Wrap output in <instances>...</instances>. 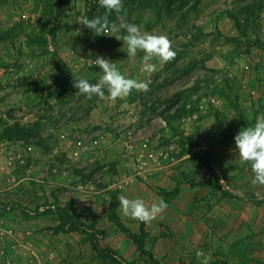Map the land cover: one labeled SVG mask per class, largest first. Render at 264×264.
Listing matches in <instances>:
<instances>
[{
    "label": "rangeland",
    "instance_id": "1",
    "mask_svg": "<svg viewBox=\"0 0 264 264\" xmlns=\"http://www.w3.org/2000/svg\"><path fill=\"white\" fill-rule=\"evenodd\" d=\"M115 13L166 35L175 59L141 73L143 52L78 23L105 14L98 0H0V264H200L198 250L264 264V186L234 141L250 121L240 64L264 55V0H122ZM97 57L150 90L76 96L74 80L103 75ZM175 188L150 225L118 205L136 243L108 217L113 194L150 206Z\"/></svg>",
    "mask_w": 264,
    "mask_h": 264
},
{
    "label": "clouds",
    "instance_id": "2",
    "mask_svg": "<svg viewBox=\"0 0 264 264\" xmlns=\"http://www.w3.org/2000/svg\"><path fill=\"white\" fill-rule=\"evenodd\" d=\"M99 5L105 9L103 16H96L92 19L81 17L78 23L91 29L96 36L111 35L123 42L126 46L127 57H135L138 52H143L141 62V73H153L157 70L158 64H166L175 59L176 52L172 48V42L166 35H155L142 32L140 28L130 23H110L109 14L119 13L122 9V0H98ZM122 30L124 35H118ZM117 34V35H114ZM122 48V49H123ZM155 61V62H153ZM102 70L103 75L99 82L93 84L87 79L80 78L74 80L73 87L78 89L77 95H83L91 100L94 96L101 100L107 99L114 103L117 99L128 97L133 90L147 93L151 81H140L138 79L126 78L116 63L104 57H97L93 61ZM105 89L108 95L105 96ZM129 123L135 121L127 118ZM235 153L241 164H250L253 178V186H264V116L257 117L254 126H248L239 131L234 137ZM223 182V181H221ZM168 204L159 198L150 206L140 198L129 199L125 196L119 197V211L121 214L132 220L150 225L152 221L167 210ZM200 264H209L210 255H205L201 251L196 252Z\"/></svg>",
    "mask_w": 264,
    "mask_h": 264
},
{
    "label": "crops",
    "instance_id": "3",
    "mask_svg": "<svg viewBox=\"0 0 264 264\" xmlns=\"http://www.w3.org/2000/svg\"><path fill=\"white\" fill-rule=\"evenodd\" d=\"M3 43L5 50V41ZM251 56L240 64L243 76L239 81V84H241L240 92L243 94V104L250 113V121L248 124L245 123V128L254 126L257 117L264 116V55L261 52L258 57H256V54L255 57ZM215 62V60L212 61L214 64L212 65L213 68H218L222 65L228 66L225 63L226 61L222 63L216 62V64Z\"/></svg>",
    "mask_w": 264,
    "mask_h": 264
},
{
    "label": "trees",
    "instance_id": "4",
    "mask_svg": "<svg viewBox=\"0 0 264 264\" xmlns=\"http://www.w3.org/2000/svg\"><path fill=\"white\" fill-rule=\"evenodd\" d=\"M115 14H116L115 16H117L119 13H115ZM69 89H70V85L68 83H65V85L63 86V90L60 92V94L68 91ZM158 192H159L161 198L165 202H168L171 199H173L174 197H176L178 195L179 191L177 188H175L172 191L159 190ZM118 205H119V201L117 200L116 196L113 194L112 203L110 204V210H109V216L108 217L112 222H114L118 226V228L121 231L127 233V236L136 243V241H137L136 236L133 234H130L129 231L123 226V224L119 221V219L116 216L115 212H116ZM58 210L61 212L62 215L69 217V213L73 209L71 208V206H66V207L61 208V209L59 208Z\"/></svg>",
    "mask_w": 264,
    "mask_h": 264
}]
</instances>
